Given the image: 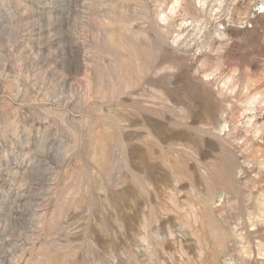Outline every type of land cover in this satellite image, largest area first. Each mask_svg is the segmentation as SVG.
<instances>
[{"label":"rangeland","instance_id":"1","mask_svg":"<svg viewBox=\"0 0 264 264\" xmlns=\"http://www.w3.org/2000/svg\"><path fill=\"white\" fill-rule=\"evenodd\" d=\"M0 264H264V0H0Z\"/></svg>","mask_w":264,"mask_h":264}]
</instances>
